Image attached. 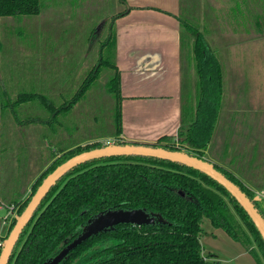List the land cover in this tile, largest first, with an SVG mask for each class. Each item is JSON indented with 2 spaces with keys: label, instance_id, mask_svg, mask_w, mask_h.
<instances>
[{
  "label": "trees",
  "instance_id": "16d2710c",
  "mask_svg": "<svg viewBox=\"0 0 264 264\" xmlns=\"http://www.w3.org/2000/svg\"><path fill=\"white\" fill-rule=\"evenodd\" d=\"M124 10L107 21L108 36L102 43L109 49L107 57L99 58L75 97L60 108L50 98L32 93L20 95L16 103L38 102L51 113L47 122L53 123L60 113L74 107L96 80L103 69H110L108 88L115 99V132L117 144L128 142L121 138L122 101L120 71L115 63V19L126 15L131 9L126 0H119ZM195 12L184 8L197 18ZM190 8V7H188ZM184 10V11H185ZM41 12V0H0V19L7 17H33ZM182 43L187 37L192 41L195 58V74L199 82L196 101L185 99L182 80V118L178 132L180 148L174 138L161 137L153 147L186 151L204 158V151L211 143L221 98V69L218 60L208 48L204 36L196 28L192 18L179 17ZM0 40V52H1ZM102 54V53H101ZM192 101V100H191ZM0 91V110L9 107ZM32 118L28 123L43 122ZM173 139V140H172ZM138 144V143H136ZM95 142L78 146L58 157L39 176L32 186L30 195L13 200L19 205L20 215L43 180L59 165L84 151L105 146ZM215 168L234 182L252 200L264 218V198L256 193L235 174L223 166ZM2 205L0 200V206ZM143 209L150 215L159 216L162 222L154 225L134 226L120 224L114 229L93 236L72 250L60 264H219L209 262L203 253L201 237L203 220L209 219L212 226L222 229L252 255L257 264H264V241L247 212L236 199L206 174L180 163L140 156L110 157L92 160L69 171L42 201L31 222L24 229L9 264H43L57 256L68 243L73 241L97 214L108 210ZM16 223L13 220L8 234ZM0 248V253H1Z\"/></svg>",
  "mask_w": 264,
  "mask_h": 264
},
{
  "label": "crops",
  "instance_id": "0c3cea01",
  "mask_svg": "<svg viewBox=\"0 0 264 264\" xmlns=\"http://www.w3.org/2000/svg\"><path fill=\"white\" fill-rule=\"evenodd\" d=\"M70 2L41 0V12L37 16L0 19V31L13 28L11 23H19L24 31L21 42L25 57L22 62L23 67H29L24 84L31 82L39 89V92L17 93L16 99L32 93L50 98L51 94L53 100L64 103L68 97L69 80L60 78V74L59 79L53 77L61 70L77 68L75 63L80 61L81 64L84 60L81 56L76 57L79 53L74 39L63 32L65 27L74 26L76 14L69 9L73 6ZM126 2L131 9L115 19L113 26L115 63L120 71L123 97L121 138L126 142L154 144L164 136L175 138L181 126V0ZM192 2L198 8L199 31L221 69L220 105L204 158L219 166L231 167L232 170L225 168L254 192L264 191L257 181L259 178L261 184L264 181V0ZM121 6L123 9L107 17L103 25L124 10ZM4 19H8L7 22H3ZM2 56L1 51L0 91L4 101L8 102L13 101V93ZM22 87L26 89V86ZM73 108L60 113L53 123L46 121L47 116L37 124L44 132L50 129L58 133L64 127L61 117L70 115ZM32 118H25L23 124L28 125ZM2 205L0 209L8 207ZM210 229L211 236L207 237H227L231 243L240 245L222 229L213 226ZM204 237L203 233L201 243ZM203 253L209 262L220 263L219 256L211 250L203 247Z\"/></svg>",
  "mask_w": 264,
  "mask_h": 264
},
{
  "label": "rangeland",
  "instance_id": "374dc122",
  "mask_svg": "<svg viewBox=\"0 0 264 264\" xmlns=\"http://www.w3.org/2000/svg\"><path fill=\"white\" fill-rule=\"evenodd\" d=\"M70 1L73 6L69 9L76 14L74 26L65 27L63 32L68 33L66 36H71V39H74L77 53H79L76 57L81 56L84 60L81 64L80 61L75 63L77 68L70 71L61 70L56 72V76L53 77L59 79L58 74H60V78L67 79L71 83V90L68 97H66V103L72 100L82 88L85 79L101 55L103 58L107 57L106 54L109 53L107 47H104V52H101V50L103 51L101 49L102 43L106 40L109 32L108 26L103 25V21L123 9L121 5L118 6L119 2L115 0ZM193 5L196 4L192 0H181L180 17L192 18L199 31L198 18L192 17L184 9L186 7L189 11L195 12V9L191 7ZM6 20L8 19H4L3 22H7ZM11 24L13 28H5L6 30L1 29L0 31L3 67L11 79V92L13 93L11 97L13 101L8 104L9 107H5L3 111L0 110V200L2 204L8 206L12 204L14 199L23 195L25 191L26 194L22 200L30 195L36 180L55 160L51 159L49 161L51 157L56 158L78 146L95 142L103 144L108 141L116 142V137H113L115 132V99L108 88L110 69L101 70L98 78L86 88V95L77 100L76 107L73 108L71 114L61 117L60 120H63L64 127L60 129L61 126H59L58 133H54L50 129L44 132L42 126L37 123L23 124L24 119L27 117L45 119L48 116L50 120L51 113L38 102L28 105L16 103L17 93L24 91L39 92V89L36 86L33 87L31 82L25 85V81L28 79L29 67H23L24 63L22 62L25 57L22 52L25 51L22 49L24 46L21 42L24 31L19 23ZM71 39L64 40L68 42ZM192 44L193 41L186 36L183 42V69H185L183 88L185 99L188 98L192 102L193 108V101H196V85L199 79L195 74ZM62 47L64 46L62 45ZM82 51L85 52L80 54ZM22 86H26V89ZM49 97L56 108H60L65 103L56 102L51 94H49ZM175 138L172 140L180 148L187 146V144L180 142L178 136ZM222 165L232 170L228 165ZM259 179L257 180L259 185L264 188V181L261 184ZM16 207H19V205ZM6 213V207L0 209V218ZM211 226L209 219L203 220L202 228L205 237L202 245L205 249H209L216 256H219L221 260L219 264H257L254 257L242 245L231 243L227 237L219 236L217 239L207 237L211 236L209 233ZM234 257H236V262Z\"/></svg>",
  "mask_w": 264,
  "mask_h": 264
},
{
  "label": "water",
  "instance_id": "95a60500",
  "mask_svg": "<svg viewBox=\"0 0 264 264\" xmlns=\"http://www.w3.org/2000/svg\"><path fill=\"white\" fill-rule=\"evenodd\" d=\"M122 156L157 158L180 163L206 174L218 184L223 186L231 194V196L236 199L240 206L247 212L264 241V218L259 213L252 200L240 189L239 186L228 179L222 172L217 170L213 162L205 158H199L183 150H170L162 147H153L149 144H136L133 142H128L126 144H117L114 142L112 144H106L100 148L84 151L71 157L66 162L59 165L43 180L25 210L20 215L16 216V223L2 246L0 264H9L13 251L20 240L24 229L31 222L35 212L52 187H54L62 177H64L69 171L86 162ZM255 199L258 198L256 197ZM161 222L162 218L150 215L143 209H119L100 212L87 222L80 235L68 243L57 256L43 264H60L67 258L68 254L72 250L76 249L87 239L100 233L112 230L120 224L145 226Z\"/></svg>",
  "mask_w": 264,
  "mask_h": 264
},
{
  "label": "built area",
  "instance_id": "2783aa9c",
  "mask_svg": "<svg viewBox=\"0 0 264 264\" xmlns=\"http://www.w3.org/2000/svg\"><path fill=\"white\" fill-rule=\"evenodd\" d=\"M114 142L108 141L106 144H112ZM176 142H177V140H176ZM255 193H256V197L258 199L264 198V191H258ZM1 206H3V205H1ZM18 210H19V207H16L14 205H10V206L6 207L7 213L2 218H0V248L3 246L4 241L8 236V232H9V229L11 227L13 220L18 215Z\"/></svg>",
  "mask_w": 264,
  "mask_h": 264
}]
</instances>
